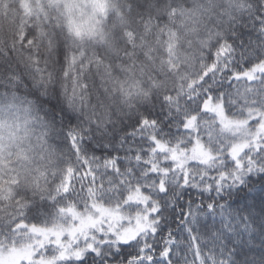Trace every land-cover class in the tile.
<instances>
[{"label": "snow or ice", "instance_id": "snow-or-ice-1", "mask_svg": "<svg viewBox=\"0 0 264 264\" xmlns=\"http://www.w3.org/2000/svg\"><path fill=\"white\" fill-rule=\"evenodd\" d=\"M0 264H264V0H0Z\"/></svg>", "mask_w": 264, "mask_h": 264}]
</instances>
